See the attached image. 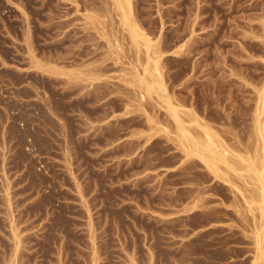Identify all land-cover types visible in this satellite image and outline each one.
Instances as JSON below:
<instances>
[{"label":"rangeland","instance_id":"obj_1","mask_svg":"<svg viewBox=\"0 0 264 264\" xmlns=\"http://www.w3.org/2000/svg\"><path fill=\"white\" fill-rule=\"evenodd\" d=\"M108 3L0 0V264H251L250 180L230 173L242 192L186 157L128 83L141 63ZM133 3L174 102L261 154L264 0Z\"/></svg>","mask_w":264,"mask_h":264},{"label":"bare ground","instance_id":"obj_2","mask_svg":"<svg viewBox=\"0 0 264 264\" xmlns=\"http://www.w3.org/2000/svg\"><path fill=\"white\" fill-rule=\"evenodd\" d=\"M108 2H109L108 4L110 5L109 7H111V9H113V11L115 12V15L117 16L116 17L117 23L120 27L121 32H123V33L125 32L128 36V39L130 40V44L129 43H127V44H129L130 46L132 45L136 49V51H135V52H137L136 53L137 54L136 60L138 61V64H139V62L141 63V64H139L141 68H139L138 67L139 65H137L135 73L133 74L131 81L128 82L129 81V79H128L127 82L131 83V84H136L138 86V87L136 86L135 88H139V91H140L139 94H141L142 100L147 99V98L154 99L155 102L158 104L157 105L158 107L160 106V108L165 109V111H167V113H169L168 116L170 115V117L172 118L171 120L173 121V123L175 125V129H176L174 131L175 132L174 136L177 139L179 147H181L183 149V152H185L184 154H186V157H189V158L197 157V158H199L202 161V163L206 165L207 169H209V171H210L209 173L212 172L213 175L216 176V178L224 179V181L227 182L228 184H230L231 187H234L238 190H240L241 188H240V186H238V183H236V181L233 180L234 175H236L237 177H240L244 180H246L247 178H248V180H250V181H246V184L247 183L250 184L249 187H250V190L252 188V190H251L252 194L251 195L253 197L250 194L247 195L248 197L246 195H244V199H245L246 203L249 205V207L251 208V211H252V208L256 205L255 206L256 208L254 207L253 211L251 212V214L253 216V220H254L253 224L255 225V227H253V228H255L254 234H252V235H254L255 257H254V260H252L251 264H264V119H263L264 117L263 118L261 117L264 114V91H262V93L260 92L261 94L259 96L260 97L259 103L261 105H258V106L256 105L257 106L256 107L257 109L255 111L256 115L254 114V116H256L254 119L255 120V127H254L255 130L253 128V131H255L257 133V135L256 134L255 135L260 137V139L262 138V140H263V141H260L261 144H263V145H261L262 147L259 145L262 148V153L253 155V154H251V152L250 153L247 152V154H244L241 152L242 150L236 151L235 149L237 148V145H236V148L234 147L235 148L234 149L233 146H231L232 143L230 145L228 142L225 141L226 138L223 140V138H221L220 135H219L220 137H218L219 133H216L217 135L215 134L216 131L214 132V130H213L214 127L212 128V126H210L209 123L204 121L205 119L201 120L198 118V115L196 116L193 113V112H195V111H192L194 109V107H193V109H190V110L186 109L185 110V109H183V107L181 108V106H182L181 104L178 105L177 103L174 102L175 100H173L172 95H170V93L167 90L168 88L166 86L164 76L162 73V69H161L162 68V66H161L162 61L161 60H162V58L164 59V57H165V56H163L164 52H162L163 49H162V46L160 45V42L162 44V41L160 39L161 36L157 37L158 39L155 38V40L153 38H151V36L149 35L150 32L148 33L144 29V27H143L144 23L142 22L143 23V25H142V23L139 20L140 19L139 14H142L143 12L140 13L141 11H138L139 14H137L133 0H108ZM221 4H223V3H221ZM198 5H199V3H198ZM138 9H140V8H138ZM89 17H91V16H89ZM151 21H153V20L151 19ZM162 23L163 22H161V24ZM163 29L161 28V32ZM117 31H118V28H117ZM250 34H251V32H250ZM122 36H123V34H122ZM127 36H126V38H127ZM261 36H260V38H261ZM253 37H255V36H253ZM250 38H251V36H250ZM262 39H264V37ZM124 40H126L125 37H124ZM126 41H128V40H126ZM162 45L164 46V44H162ZM183 45H184V43H183ZM179 50H180V48H179ZM176 51L179 52L178 50H176ZM142 52L144 53L143 54L144 57H143V55L141 57ZM177 52L174 51V53H177ZM135 64L133 65V67H135ZM37 66H40V64H37ZM96 79H98V77ZM131 84H130V86H132ZM137 92H138V89H137ZM174 96H175V93H174ZM256 97H257V95H256ZM145 104H147V103H145ZM151 119H153V118L151 117ZM252 120H253V118H252ZM156 122H158V121H156ZM158 124H160V123H157V125ZM155 130H156V128H155ZM167 134H168V132H167ZM170 135L171 134H169V137H170ZM231 137H234V136H231ZM253 138L256 139L255 137H253ZM236 139H238V138H236ZM237 141H239V140H237ZM259 148L257 147L258 150H259ZM239 150H240V148H239ZM255 152L257 153V151H255V149H254V153ZM231 172H232V174L235 173L233 175V178H231V176H232L230 174ZM242 192H243V190H242ZM246 193H247V191H246ZM248 193H249V191H248ZM248 198H249V200H248ZM208 199H210V198H208ZM225 207H226V205H225ZM212 211H213V209H212ZM257 211H258V213H256ZM181 215H182V213H181ZM15 232H17V231H15ZM249 237H250V235H249Z\"/></svg>","mask_w":264,"mask_h":264},{"label":"built area","instance_id":"obj_3","mask_svg":"<svg viewBox=\"0 0 264 264\" xmlns=\"http://www.w3.org/2000/svg\"><path fill=\"white\" fill-rule=\"evenodd\" d=\"M9 95L8 89H7V85L6 83L2 80V78L0 77V101H2V99L7 98ZM20 107L16 110V114H18L19 111H21V108H24L22 105V103H20ZM4 105L2 103H0V113L3 110ZM13 114V111H11ZM19 126L22 129H25L28 125L27 122L25 120H19L18 121ZM3 128V127H2ZM31 150L33 149L32 145L27 146V149L29 150L30 148Z\"/></svg>","mask_w":264,"mask_h":264}]
</instances>
